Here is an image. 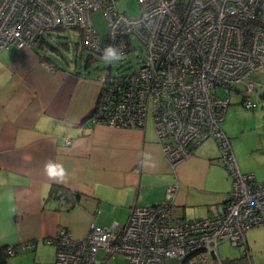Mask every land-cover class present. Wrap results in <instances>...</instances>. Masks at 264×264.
Listing matches in <instances>:
<instances>
[{
	"label": "built area",
	"instance_id": "1",
	"mask_svg": "<svg viewBox=\"0 0 264 264\" xmlns=\"http://www.w3.org/2000/svg\"><path fill=\"white\" fill-rule=\"evenodd\" d=\"M136 1L140 12L131 18L116 8V0H0V51L32 46L57 27L79 31L86 48L102 55L109 45L121 54L135 50L136 40L145 51L142 64L97 77V103L88 121L141 128L151 118L172 167L214 139L231 177L230 196L215 216L179 219L168 201L175 188L170 186L166 201L132 206L124 223L92 224L81 238L58 227L45 239L56 247L54 264H114V256L124 264H215L219 243L245 246L246 230L264 225V180L240 171L220 126L239 82L246 90L241 103L255 105L248 92L253 72L264 67V0ZM99 8L107 23L104 38L92 21ZM31 246H9L6 252Z\"/></svg>",
	"mask_w": 264,
	"mask_h": 264
},
{
	"label": "crops",
	"instance_id": "2",
	"mask_svg": "<svg viewBox=\"0 0 264 264\" xmlns=\"http://www.w3.org/2000/svg\"><path fill=\"white\" fill-rule=\"evenodd\" d=\"M98 93L99 84L88 72L44 60L34 44L0 51V248L32 243L11 255L8 264H54L56 247L45 239L58 227L81 238L92 224L124 223L132 206L166 201L170 186L175 187L168 200L175 218L223 211L231 177L214 139L172 167L151 121L141 128L92 125L87 117ZM230 112L226 108L220 126L240 171L264 178L238 155L239 130L229 136ZM256 146L264 151L261 141ZM61 174L62 179L52 178ZM53 184L80 193L79 202L66 211L56 209L47 199ZM244 250L233 257L218 253L215 264H254L246 235Z\"/></svg>",
	"mask_w": 264,
	"mask_h": 264
},
{
	"label": "rangeland",
	"instance_id": "3",
	"mask_svg": "<svg viewBox=\"0 0 264 264\" xmlns=\"http://www.w3.org/2000/svg\"><path fill=\"white\" fill-rule=\"evenodd\" d=\"M115 6L120 12L125 13L131 18L137 17L140 12L139 4L136 0H116ZM92 21L101 38H104L107 23L100 8L92 11ZM42 36L53 47L52 49L45 45L42 53L47 55L57 65L81 72H88V75L95 79L98 84V76L105 75L108 71L112 74H117L136 70L145 58V51L140 48L136 40H133L136 45L135 50L122 54V58L118 62L105 63L102 59V54L92 53L82 46L79 31L71 27H66L60 31H44ZM62 43H67L68 47L66 48ZM37 46L38 43L36 42L34 47L36 48ZM88 55L92 56L91 62L87 68H84V59ZM251 79L254 83V88L248 92V97L255 103L253 107L246 108L241 103L242 94L246 93L245 83L239 82L236 90H232L229 93L230 103L227 108L232 114L228 120L229 136L233 139L235 137L232 135L233 132L239 130L236 143L238 155L240 158L242 156V159L248 166L258 167L260 177H264V151L256 149V145L260 141L264 144V67L254 71ZM220 94L223 95V92L220 91ZM148 120V123L150 121L152 123L151 118ZM243 123H246L245 129L242 127ZM258 180H264V178H258ZM245 235L252 262L254 264H264V225L249 228L246 230ZM243 251L244 245H235L229 241L221 242L218 245L220 258L233 257L243 253ZM111 262L114 264H124L125 260L120 256H114L111 258Z\"/></svg>",
	"mask_w": 264,
	"mask_h": 264
},
{
	"label": "trees",
	"instance_id": "4",
	"mask_svg": "<svg viewBox=\"0 0 264 264\" xmlns=\"http://www.w3.org/2000/svg\"><path fill=\"white\" fill-rule=\"evenodd\" d=\"M62 29H65L63 27H57V28H54V29H51V30H56V31H60ZM38 43V46L36 47L37 51L40 52L41 54V57L46 60V61H49L51 62L52 60L47 56L45 55L44 53H42V49L45 45H47L48 47L52 48V46H50L46 41L45 39L43 38L42 36V33L36 38V41L35 43ZM34 43V44H35ZM81 43H82V46L84 48H86V46L83 44L82 40H81ZM66 48L68 47L67 43H62ZM87 49V48H86ZM91 55H88L85 59H84V68H87L88 65L90 64L91 62ZM53 62V61H52ZM55 63V62H54ZM96 103L97 101L95 102V106L93 108V110L95 109L96 107ZM92 110V112H93ZM92 112L88 115V117H90V115L92 114ZM87 117V118H88ZM47 199H52L56 202V209L58 210H69L71 209L73 206H75L78 202H79V199H80V193L78 192H73V191H70L68 188L66 187H63V186H60V185H57V184H53L49 190V194L47 196ZM18 245H14L13 247H17ZM6 248L7 246H3L0 248V264H8L7 263V260L8 258L11 256L9 254H7L6 252ZM246 249V247H245ZM245 251V250H244ZM19 251L15 252V254H17ZM246 252V251H245ZM246 254V253H245Z\"/></svg>",
	"mask_w": 264,
	"mask_h": 264
},
{
	"label": "clouds",
	"instance_id": "5",
	"mask_svg": "<svg viewBox=\"0 0 264 264\" xmlns=\"http://www.w3.org/2000/svg\"><path fill=\"white\" fill-rule=\"evenodd\" d=\"M122 58V54L119 53L118 49H116L114 46L109 45L104 50V55L102 57L103 61L105 63H114L118 62ZM53 179H62L63 175L60 176H52Z\"/></svg>",
	"mask_w": 264,
	"mask_h": 264
}]
</instances>
